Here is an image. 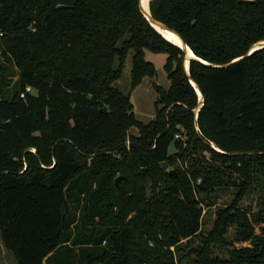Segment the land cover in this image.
<instances>
[{"label":"trees","instance_id":"obj_1","mask_svg":"<svg viewBox=\"0 0 264 264\" xmlns=\"http://www.w3.org/2000/svg\"><path fill=\"white\" fill-rule=\"evenodd\" d=\"M149 10L201 60L188 73L139 0H0V243L15 264H264V203L239 207L264 176V47L250 53L264 0ZM146 51L166 55L170 84L144 124L115 84L129 54L131 89L155 76ZM225 179L236 193L202 234Z\"/></svg>","mask_w":264,"mask_h":264},{"label":"rangeland","instance_id":"obj_2","mask_svg":"<svg viewBox=\"0 0 264 264\" xmlns=\"http://www.w3.org/2000/svg\"><path fill=\"white\" fill-rule=\"evenodd\" d=\"M165 59L166 55L164 54H153L146 51L145 60L151 62L154 65L156 74L153 78H143L141 84H139L135 89H131V55L129 54L125 60L121 78L115 84L116 88H118L121 92H123L124 94H129L135 117L137 118V120L144 124L150 122L155 116V101L158 95L154 89V85L164 90H167L169 88L170 83L163 68ZM130 133L137 134V131L132 128L130 130ZM126 143L129 144L128 142ZM170 152H173L172 146L170 148ZM203 155L208 156L205 152ZM187 166V160L184 162V164L181 163V168L186 169ZM167 169H169V167ZM257 179L259 180V182L255 183L254 187L250 189V191L239 202V207L241 209L246 210L252 214L258 213V209L261 207V203H264V188L261 187L264 186V176H261L259 173H257ZM238 181L239 180L237 179V182ZM224 183L225 185L221 188V190L213 193V195L211 194V201H215L213 196L217 198L214 205L209 209L206 207L203 208L201 224L202 234H206L212 228L215 218V210L219 207H223L224 205L231 203L233 196L236 193L237 189L232 187L227 179H225ZM79 222L78 224H80ZM226 237L228 241L231 242L236 248L248 245V243L234 241L233 229H230L228 231ZM84 248L87 252L90 250L88 246H85ZM228 249L230 248H214L213 250L214 254L219 257H228ZM0 264H15V260L12 254L7 251L1 243ZM182 264H188V262L185 261Z\"/></svg>","mask_w":264,"mask_h":264},{"label":"water","instance_id":"obj_3","mask_svg":"<svg viewBox=\"0 0 264 264\" xmlns=\"http://www.w3.org/2000/svg\"><path fill=\"white\" fill-rule=\"evenodd\" d=\"M139 8H140V12L142 13V15L145 17V19L150 23V25L159 33V34H161L160 33V31L156 28V27H158L159 29H162V30H164V31H168V32H171V33H173L174 35H176L178 38H179V40H180V42H181V46H180V49L183 51V53H184V57H185V60L184 61H187V65L185 66L184 65V68H185V70H186V72L188 73V64H189V60H191V59H195V60H199V61H201L200 59H197V58H195L196 56L192 53V57H189V58H187V52H188V46L181 40V38L179 37V35L176 33V32H174L173 30H171L170 28H168L167 26H165L164 24H162V23H160V22H157V21H155L152 17H151V15H150V10H149V2H148V12H146L145 11V9H144V7H143V0H139ZM162 35V34H161ZM163 36V35H162ZM164 37V36H163ZM264 47V41H261V42H258L257 44H255L253 47H252V49L254 48H256L255 50H257V49H260V48H263ZM252 49L250 50V53H251V51H252ZM190 50V49H189ZM253 52V51H252ZM192 84H194L193 82H192ZM194 87H195V90H196V92L197 93H200V91H199V89L195 86V85H193ZM202 103H203V99H202V102H201V104H199L198 105V107L196 108V110H195V112H197L198 110H199V108L201 107V105H202ZM213 147V146H212ZM172 173V172H171ZM120 180V177L119 178H116V183H118V181Z\"/></svg>","mask_w":264,"mask_h":264},{"label":"bare ground","instance_id":"obj_4","mask_svg":"<svg viewBox=\"0 0 264 264\" xmlns=\"http://www.w3.org/2000/svg\"><path fill=\"white\" fill-rule=\"evenodd\" d=\"M149 1L150 0H143V7H144V9H145L146 12H148V2ZM156 28L160 31V33L164 36L165 39H167L168 41L172 42L173 44H175V45H177L179 47L181 46V42H180V44H177V40H179V38L176 35H174L171 32H168V31H164L162 29H159L158 27H156ZM255 49L253 48L252 51H254ZM189 57H192V52H189V49H188L187 58H189ZM184 65L185 66L187 65V61L184 62ZM197 94H198V100H199L198 102H199V104H201V102H202V96H201L200 93H197Z\"/></svg>","mask_w":264,"mask_h":264},{"label":"built area","instance_id":"obj_5","mask_svg":"<svg viewBox=\"0 0 264 264\" xmlns=\"http://www.w3.org/2000/svg\"><path fill=\"white\" fill-rule=\"evenodd\" d=\"M1 35V34H0ZM27 91H29L30 89L29 88H27L26 89ZM21 96H23V95H21ZM176 138H179V136L178 135H176Z\"/></svg>","mask_w":264,"mask_h":264},{"label":"snow or ice","instance_id":"obj_6","mask_svg":"<svg viewBox=\"0 0 264 264\" xmlns=\"http://www.w3.org/2000/svg\"><path fill=\"white\" fill-rule=\"evenodd\" d=\"M177 44H180V41L179 40H177ZM189 52H191V50H189ZM195 58L198 59V57H195Z\"/></svg>","mask_w":264,"mask_h":264}]
</instances>
